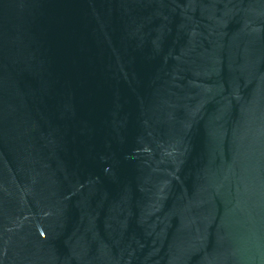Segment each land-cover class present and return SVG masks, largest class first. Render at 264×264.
<instances>
[{
    "label": "water",
    "instance_id": "obj_1",
    "mask_svg": "<svg viewBox=\"0 0 264 264\" xmlns=\"http://www.w3.org/2000/svg\"><path fill=\"white\" fill-rule=\"evenodd\" d=\"M0 264H264V0H0Z\"/></svg>",
    "mask_w": 264,
    "mask_h": 264
}]
</instances>
